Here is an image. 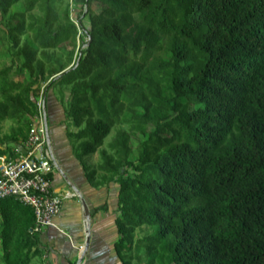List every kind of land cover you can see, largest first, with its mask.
<instances>
[{"label":"trees","instance_id":"1","mask_svg":"<svg viewBox=\"0 0 264 264\" xmlns=\"http://www.w3.org/2000/svg\"><path fill=\"white\" fill-rule=\"evenodd\" d=\"M72 1L0 0V154L45 95L117 187L121 264H264V0ZM34 221L0 199L4 264L40 256Z\"/></svg>","mask_w":264,"mask_h":264},{"label":"crops","instance_id":"2","mask_svg":"<svg viewBox=\"0 0 264 264\" xmlns=\"http://www.w3.org/2000/svg\"><path fill=\"white\" fill-rule=\"evenodd\" d=\"M52 101L57 102L54 99ZM60 110L61 112L51 113L50 117L55 136V159L80 190L89 206L91 216L90 242L80 264H121L114 250L117 187L110 184L107 187L96 188L88 182L85 171L76 159L70 140L65 134L62 107ZM64 184L67 185L58 172L52 175L53 189L64 190L62 189ZM70 189L69 187L66 190ZM54 222L56 226L46 227L39 232L43 250L40 256L32 259V264H76L85 243L83 210L77 196L63 200Z\"/></svg>","mask_w":264,"mask_h":264},{"label":"built area","instance_id":"3","mask_svg":"<svg viewBox=\"0 0 264 264\" xmlns=\"http://www.w3.org/2000/svg\"><path fill=\"white\" fill-rule=\"evenodd\" d=\"M84 41L82 47H85L88 38ZM44 107L41 95L37 101L35 122L27 137L14 144L9 153L0 154V199L14 197L30 206L35 220L33 229L37 232L56 226L54 219L63 200L77 196L72 189L59 191L52 187V175L58 170L46 136L48 124L46 126L44 121Z\"/></svg>","mask_w":264,"mask_h":264},{"label":"water","instance_id":"4","mask_svg":"<svg viewBox=\"0 0 264 264\" xmlns=\"http://www.w3.org/2000/svg\"><path fill=\"white\" fill-rule=\"evenodd\" d=\"M79 61V57L77 58V62ZM45 99V95H43V100ZM43 113H44V121L45 124L47 126V112H46V108L44 107L43 109ZM46 136L49 142V148L51 150V155H52V159L53 162L58 170V173L61 175V177L63 178V180L67 183V185L76 193L77 197L79 198V201L81 203L82 206V210H83V220H84V224H85V243L83 245V249L82 252L80 253V255L77 258L76 264H80L83 260V257L88 249L89 246V242H90V211H89V206L86 202V200L84 199L83 195L81 194L80 190L78 189V187L68 178V176L65 174V172L63 171V169L60 167V165L58 164V162L55 159V156L52 152V147H51V138H50V134H49V129L47 127V131H46Z\"/></svg>","mask_w":264,"mask_h":264},{"label":"rangeland","instance_id":"5","mask_svg":"<svg viewBox=\"0 0 264 264\" xmlns=\"http://www.w3.org/2000/svg\"><path fill=\"white\" fill-rule=\"evenodd\" d=\"M63 1H68V2H70V4H71V6L74 8V1H72V0H63ZM79 4H81V3H78V5ZM93 7H95V8H97L98 7V5H96V4H94L93 5ZM7 63V58H6V56H0V66H2V65H4V64H6ZM56 93V95H57V92H55ZM59 96V95H58ZM58 104V103H57ZM61 107H59V106H57V108L56 109H54V113H58V112H61ZM65 124V128H64V130L66 131V125H67V121L66 120H64L63 121V125ZM10 125V122L9 121H5V122H3V124H2V127H3V131H6V129L8 128V126ZM52 123H51V120L50 119H48V126H49V129H50V138H51V143H52V150H53V152L55 151L56 152V147H55V136H54V134H53V131H52ZM67 129H69V130H76L73 126H68V128ZM63 131V130H62ZM111 134H113V131L111 132ZM111 138V135H109V136H107L106 138H105V143L109 140ZM136 139H133V142H132V145H135L136 144ZM70 143H71V146L73 145V143L70 141ZM73 147V146H72ZM98 160H99V155H98V153L96 152V153H94V154H91V155H88V156H85L84 157V161H85V163H86V165H90V166H92V165H95L97 162H98ZM62 189H64V190H66V189H69V186H67L66 184H64L63 185V187H62ZM148 231H150V229L147 227V226H142L141 228H138L137 230H136V236L137 237H141V236H143L145 233H147ZM1 253V252H0ZM35 260H37V258L35 259ZM0 264H4L2 261H1V259H0ZM30 264H32V263H30Z\"/></svg>","mask_w":264,"mask_h":264}]
</instances>
